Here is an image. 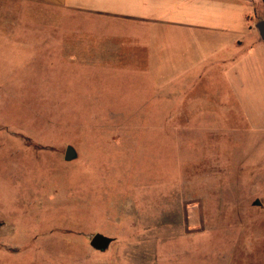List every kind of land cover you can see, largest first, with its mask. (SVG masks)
<instances>
[{"label":"rangeland","instance_id":"374dc122","mask_svg":"<svg viewBox=\"0 0 264 264\" xmlns=\"http://www.w3.org/2000/svg\"><path fill=\"white\" fill-rule=\"evenodd\" d=\"M163 29L0 0V264H264V82L172 88Z\"/></svg>","mask_w":264,"mask_h":264},{"label":"crops","instance_id":"0c3cea01","mask_svg":"<svg viewBox=\"0 0 264 264\" xmlns=\"http://www.w3.org/2000/svg\"><path fill=\"white\" fill-rule=\"evenodd\" d=\"M40 1L77 14L145 26L150 31L171 29L174 41L186 47L179 48L178 57L171 51L172 88L180 81L202 80L211 73H216L220 82L226 81V87L233 84L234 89H246L259 79L264 82V41L256 28L264 19V0ZM187 45L191 47L189 50ZM180 89L181 97L195 93L186 86L181 88V84Z\"/></svg>","mask_w":264,"mask_h":264},{"label":"water","instance_id":"95a60500","mask_svg":"<svg viewBox=\"0 0 264 264\" xmlns=\"http://www.w3.org/2000/svg\"><path fill=\"white\" fill-rule=\"evenodd\" d=\"M257 31L260 34L261 39L264 41V19L259 21L256 25ZM79 157L77 149L73 145H68L65 149L64 159L66 162H73ZM255 206H262V202L258 199L254 202ZM114 238L102 233H96L92 235L90 239V245L97 251H106L110 248L114 242Z\"/></svg>","mask_w":264,"mask_h":264}]
</instances>
